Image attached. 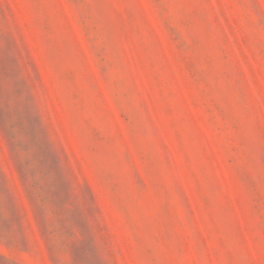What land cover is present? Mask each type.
Returning a JSON list of instances; mask_svg holds the SVG:
<instances>
[{
  "label": "rangeland",
  "instance_id": "obj_1",
  "mask_svg": "<svg viewBox=\"0 0 264 264\" xmlns=\"http://www.w3.org/2000/svg\"><path fill=\"white\" fill-rule=\"evenodd\" d=\"M0 264H264V0H0Z\"/></svg>",
  "mask_w": 264,
  "mask_h": 264
}]
</instances>
